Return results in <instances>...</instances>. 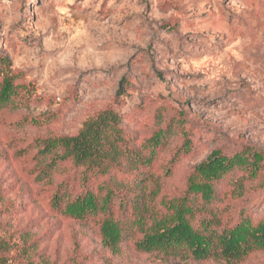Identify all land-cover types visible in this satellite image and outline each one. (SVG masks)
<instances>
[{
	"label": "rangeland",
	"instance_id": "rangeland-1",
	"mask_svg": "<svg viewBox=\"0 0 264 264\" xmlns=\"http://www.w3.org/2000/svg\"><path fill=\"white\" fill-rule=\"evenodd\" d=\"M0 53L27 84L0 103V264H165L130 237L113 252L66 216L77 170L39 152L106 105L138 142L165 130L159 162L189 134L175 183L217 146L264 150V0H0ZM245 201L264 218V186Z\"/></svg>",
	"mask_w": 264,
	"mask_h": 264
},
{
	"label": "trees",
	"instance_id": "trees-1",
	"mask_svg": "<svg viewBox=\"0 0 264 264\" xmlns=\"http://www.w3.org/2000/svg\"><path fill=\"white\" fill-rule=\"evenodd\" d=\"M11 61L0 53V103L27 88L17 82ZM119 81L115 96L126 90ZM166 132L156 129L143 141L123 125V115L106 105L73 134L41 140L39 152L49 164L69 161L83 188L62 211L78 223L98 229L103 247L118 252L131 238L134 247L165 264H243L264 253V218L248 212L246 196L264 186V150L244 143L228 152L220 146L174 182L180 152L191 139L159 162ZM94 180L96 186L88 187ZM65 196L53 195L58 207ZM97 225V226H96Z\"/></svg>",
	"mask_w": 264,
	"mask_h": 264
}]
</instances>
